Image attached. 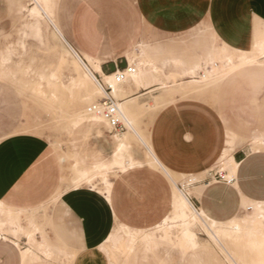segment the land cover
<instances>
[{
	"label": "crops",
	"instance_id": "obj_1",
	"mask_svg": "<svg viewBox=\"0 0 264 264\" xmlns=\"http://www.w3.org/2000/svg\"><path fill=\"white\" fill-rule=\"evenodd\" d=\"M97 6L98 16L93 15L90 20L87 15ZM71 15L64 28L56 18L55 3L54 16L63 40L80 55L102 57L100 71L94 72L102 80L104 75L129 63L124 51L131 52L133 45L143 38L145 25L153 35L161 38L202 30L203 24L209 23L215 39L219 43L224 41L219 46L249 50L253 29L264 24V0H81ZM260 45L264 50V34L255 41V50L250 53L256 52ZM216 46L207 51L206 60ZM148 59L159 70L168 73L174 72L170 67L178 62L168 59L158 63L153 58ZM197 65L204 64L198 60L180 62L181 69L175 73L190 71ZM240 69L252 71L260 78V83L264 80V60L244 63L231 70L217 90L233 83ZM158 85L140 87L126 98L145 94ZM230 115L242 121L248 129L237 133L225 127ZM16 116V96L8 86L0 83V201L30 211L51 201L57 189L63 187L62 178L71 175V170L64 171L63 154L58 151L55 155L45 137L32 132H11ZM254 123L255 117L247 107L233 105L228 114H220L211 112L202 101L175 99L156 115L149 127L148 139L157 159L179 179L182 175L197 177L217 163L223 147V131L225 128L230 131L236 140L232 150L236 166L231 176L222 170L229 181H220L228 189L227 198L231 199L228 217L232 218L241 214L243 200L244 207H249V201L264 202V131L250 126ZM101 143L103 151H108L106 141ZM122 175V181L119 178L114 180L113 204L88 186H72L64 190L45 217L46 238L59 251L58 255L41 256L39 260L26 264H106L108 260L104 256L93 260L90 254L110 234L115 224L114 207L122 221L136 226L153 225L170 212L172 186L162 172L144 164ZM177 185L195 207V201H198L200 206L197 208H202L211 218L220 219L218 213L217 216L213 214L207 205L213 192L209 183H192L188 189L179 181ZM126 188L132 190V196L126 195ZM40 237L38 233L37 238ZM5 240L6 237H0V262H22L21 250L17 258L4 255L7 250ZM10 242L17 246L14 240L10 239ZM27 243L24 236L25 248Z\"/></svg>",
	"mask_w": 264,
	"mask_h": 264
},
{
	"label": "rangeland",
	"instance_id": "obj_2",
	"mask_svg": "<svg viewBox=\"0 0 264 264\" xmlns=\"http://www.w3.org/2000/svg\"><path fill=\"white\" fill-rule=\"evenodd\" d=\"M79 1L81 0H55L56 18H58L64 28L66 27L67 20L72 16L71 14H74ZM129 1L132 2V0ZM32 2L33 0H0V57L6 51L10 52V59L5 65V70H8L13 77H0V83L8 86L14 92L17 100V116L11 132H32L45 137L52 145L51 148L55 155H58V151L63 154L66 164L64 171L68 173L70 169L71 175L62 178L63 187L57 189L51 201L33 210L27 211L24 207L15 208L1 201L3 202V207L9 209V212L17 217L19 223L23 225L25 229L31 228L30 221L36 226L37 232L34 235V240L29 241L27 239V247H30L34 252L38 253L40 257L44 256L45 258H49L57 256L59 251L54 248L46 238L45 217L47 213H49L50 207H52L54 201L58 200L64 190L72 186L84 185L96 189L101 193L104 190L103 176L108 174L107 178L112 183V194L114 180L119 178L120 181H122V174L139 168L144 164L157 171L160 170L153 167L148 162V158L145 156L144 146L136 139L131 141L129 147V154L131 158L135 160V163L130 166L126 163L127 171L117 172L118 168L116 167L103 171H94L90 169L96 155L102 158H110L114 149V143L112 142L113 134L126 132L127 126L122 119L121 121L125 125V130L120 132H116L106 125L100 126V132H98L97 128L94 126L88 127V123H84L79 127L72 125L70 121L72 115L80 111L88 112L86 109L92 102L81 100L75 89H72L73 93L71 94L70 91L65 88V86L69 85L71 78L78 70H73L70 64L69 67L65 64H60L59 61L62 56L63 42L54 36L52 27L44 18H40L39 33L35 32L34 24L36 20L27 11V7L31 6L33 4ZM97 9H99V6H97L95 10L93 9L89 13L90 15H87V18L91 20V16H98L96 12ZM130 15L132 16L131 13ZM85 25H87V23ZM119 27L122 28L121 26ZM211 29L212 26L207 23V25L203 24L202 30L195 29L175 35H164L158 38L151 33L149 26L145 25L143 38L136 46L133 45V50L143 51L148 58H153L158 63L159 61L168 59L177 60L178 62L175 65L169 66L174 71L170 73L172 77L169 80L183 82L193 78L202 80L203 77H200V74L207 75L205 69H201L198 75L192 78L188 76L179 77L177 76L179 73L175 72L181 69L180 62L188 63L192 60L202 62L209 69H213L220 73L225 72L217 60H214V63H217V65L206 60L207 51L213 45H221L224 42L222 41L219 43V41L215 39ZM122 30L124 29L122 28ZM263 34L264 24L256 26L253 29L252 47L249 50L231 46L237 50L254 51L255 41ZM70 44L78 50L72 41H70ZM68 60L77 62L78 65L80 64L76 54L72 51L68 56ZM117 61H119V58ZM40 70H44L45 72L51 71L57 74L58 89L64 90L62 94L63 100L59 102L60 105L58 103L50 105L44 101L42 96L35 94L34 89L36 85L41 82L38 75ZM79 70L81 72L86 71L81 64L79 65ZM239 73L240 74H237L233 83H227L218 90V86L216 88L206 89L197 86V84L200 83L196 84L194 82L181 86H169L167 83L162 84L156 82L159 83V85L155 88L148 89L149 91L142 90L141 92H148L139 96L138 93L132 100L140 105L139 111H137L135 115V123L137 127L141 129L144 139L151 146L148 139L149 127L156 115L175 99L202 101L204 106L207 105L210 108L211 112L214 113L216 111L220 114L223 112L228 114L233 105L247 107L255 117V123L250 126H256L258 129L264 131V80L260 83V78L249 70L240 69ZM160 78L161 82L169 81L164 77ZM97 79H99L98 76ZM102 81H105L104 77H102ZM42 83L46 88L45 81H42ZM18 85H21L22 88ZM92 85L93 88H99L94 80H92ZM25 87L28 88L26 89ZM103 96L104 95L101 93L97 101L99 102ZM114 98L117 102L118 99L115 96ZM224 126L235 130L237 133H242L248 129V126H245L242 121L231 115ZM101 141H106L105 146L106 149H109L108 151H103ZM245 149L248 150L249 146L246 145ZM125 160L128 161V158L126 157ZM216 161L217 163L208 167L203 174L197 177L191 175L194 176L195 179L190 182L187 181L188 176L182 175V177L178 179L175 173L170 171L175 175L176 185L177 181H179L186 189H188L192 183H209V187L213 192L207 199V205L212 210L213 214L217 216L218 213L220 219L212 218L224 221L231 217H228V212H230L231 208V199L227 198L226 192L228 189L224 188L222 182L213 176L215 171L223 169L219 166L218 156ZM76 162L78 168L87 170V174L75 181L76 173L73 164ZM225 171L227 172V170ZM125 186L128 187V185ZM125 186L123 185V187ZM126 189V195L132 196V190L129 188ZM217 197H219V200H217ZM111 203L113 204L112 195ZM195 205L198 207L200 203L195 201ZM242 208V212L239 214L240 216L248 214L251 211L249 207L245 206ZM114 213L115 224L110 232L113 233L114 236L110 240L105 239V241L90 254L93 260H98L101 256H104L108 260L106 264H172L174 261L176 263H187L188 258L194 254L196 258L195 264H218L214 255L208 250L211 249L216 252L217 257L223 264H231L224 259L216 243L209 237L200 224H195L192 229L202 248L184 250L178 243L162 239L158 236L161 231L155 228V223L149 226L126 224V222L120 219L116 207H114ZM8 218L6 214L0 212V219L5 221ZM121 224L125 225V228H120ZM172 231L174 232L175 230L173 229ZM1 232L6 236V240L3 241L6 244L5 248H7V250L4 251V255L17 258V255H20L19 250L25 248L24 236L26 237V235L21 232L18 238H16L10 235L7 230H2ZM38 233L41 234L40 239L37 238ZM148 234H152L153 236L145 238V235ZM42 238H44L53 249V252L49 256L44 255L37 249L35 242ZM10 239L16 240L18 243L17 246L10 242ZM247 258L248 260L254 261L260 259L264 264V254L258 256L254 253H250ZM39 259L40 258L37 260ZM0 264L2 263L0 262ZM19 264H22V262L20 261Z\"/></svg>",
	"mask_w": 264,
	"mask_h": 264
},
{
	"label": "bare ground",
	"instance_id": "obj_3",
	"mask_svg": "<svg viewBox=\"0 0 264 264\" xmlns=\"http://www.w3.org/2000/svg\"><path fill=\"white\" fill-rule=\"evenodd\" d=\"M32 3L33 4L31 6L27 7V11L36 20L34 24L35 32L39 33L40 18H44L52 27L54 36L63 42V49L61 52L62 56L59 61L60 64H65L68 67L70 64L73 70H78L77 72L75 71L76 74L71 78L69 85L65 86V88H67L71 94L73 93L72 89H75L81 100L92 102L90 105L93 103H99L100 101H97L99 96L101 93L106 95V91L99 83V79H97L94 72L100 71L99 60L102 57L87 54L80 55L63 40L54 16L55 0H33ZM262 46L263 45H260L256 52L250 53L248 51L237 50L226 45H217L212 54L209 56L208 61L217 65V63H214V60H217L225 72L220 73L213 69L211 71L205 65H197L190 71L181 73L177 76H188L192 78L197 76L201 69H205L207 71V75L200 74V77H203L202 80H196L193 78L191 80H186L185 82L169 80L172 75L166 71L159 70L158 67H156L148 59L145 53H142L143 51H124V53H126L125 55L128 57L129 64H132L135 67V72L128 75L127 78L121 82H116L111 72L103 76L106 81V83L105 81L103 83L111 87L110 95L113 98L115 96L118 99L117 105L120 111V118L125 122L127 131L121 134H113L112 142L114 143V149L110 158H102L96 155L94 162L90 166V169L94 171H103L113 169L114 167L118 168L117 172L127 171L126 163L128 166L135 163V160L132 159L129 154L131 141L135 139L138 140L145 148V156H147L148 162L153 167L158 168L172 184L171 210L169 213L164 214L161 219L154 224L155 228L161 231L158 236L162 239L178 243L184 250L202 248L195 232L192 229L195 224H200L205 229L209 237L216 243L218 249L223 254L224 259L231 264H263V261L260 259L255 261L248 260L247 256L250 255V253H254L258 256L264 254V202L249 201V209L251 211L248 214L242 216L237 215L224 221L215 220L211 218L202 208L195 207L183 193L181 188L176 185L175 175L167 167L163 166L157 159L152 147L144 139L141 129L137 127L135 123V115L137 111H139L140 105L132 100L136 96L131 98L126 97L140 87H146L156 82H160L162 84L167 83L169 86H181L183 84L194 82L196 84L200 83L197 84V86L206 89L216 88L220 84L221 80L237 66L244 63L263 61L264 50ZM71 51L76 54L80 64L86 70H84L85 72H81L79 70L80 64L78 65L77 62L68 60V56L71 54ZM9 59L10 52L8 51L3 53L0 57L1 78L12 77L9 71L5 70V65ZM38 75L41 82L36 85L35 89L33 88L35 94L42 96L44 101L50 105L56 103L59 104V102L63 100L62 94L64 90L58 89L57 74L51 71L45 72L44 70H40ZM160 77H164L169 81L161 82ZM92 80L96 81L99 88H93L94 84L92 85ZM42 81H45L46 88L43 86ZM18 86L22 88L21 85ZM70 121L73 126L77 127L82 126L84 123H88V127L94 126L97 128L98 132L101 131L100 126L103 125H106L111 129L107 121L97 113L80 111L73 114ZM235 142L236 140L233 134L225 128L222 137L223 147L219 157V166L223 168L224 171L227 170L228 173L226 171L225 172L228 176H231L236 166L232 158V150L235 146ZM126 157L128 158V161L125 160ZM73 165L76 173L75 181L87 174V170L77 167V162ZM107 175L108 174L103 176L104 190L101 193L111 202L112 183L107 178ZM194 179V176L189 175L187 181L190 182ZM188 191L190 193V190ZM244 205L245 200H243L242 207H244ZM0 212L9 217L5 221L0 219V237H6L1 231L7 230L10 235H13L16 238H18L19 234L23 232L29 241L34 240L37 228L31 221V228L25 229L24 226L19 223L17 217L12 215L9 212V209H5L3 207V203L1 201ZM120 228H125V225L121 224ZM173 229L175 230L174 232L172 231ZM113 236L114 234L110 233L106 240L112 239ZM149 236L153 235H145V238ZM14 241L18 244L16 240ZM35 243L37 245V249L44 255L49 256L53 252V249L44 238L37 240ZM208 250L214 255L218 264H223V262L217 257L215 251L211 249ZM21 255L22 264H26L29 261L40 258L38 253L34 252L30 247L21 249ZM195 261V255L192 254L188 258L187 263L175 264H195Z\"/></svg>",
	"mask_w": 264,
	"mask_h": 264
},
{
	"label": "built area",
	"instance_id": "obj_4",
	"mask_svg": "<svg viewBox=\"0 0 264 264\" xmlns=\"http://www.w3.org/2000/svg\"><path fill=\"white\" fill-rule=\"evenodd\" d=\"M134 72H135V67L127 63L122 68H116L114 71H112V74L116 82H121L125 78H127L128 75ZM99 83L105 89L106 95H104L101 98L99 103H93L89 105L87 107V111L89 113L100 114L114 131L116 132L124 131L125 125L121 121L119 107L115 99L110 95L111 87L105 85V83H103V81L100 80V77H99ZM213 176H215L219 180L229 181L226 173L222 170L215 171L213 173Z\"/></svg>",
	"mask_w": 264,
	"mask_h": 264
}]
</instances>
